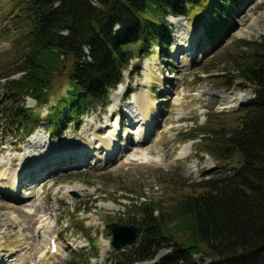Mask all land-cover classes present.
Masks as SVG:
<instances>
[{
  "label": "rangeland",
  "instance_id": "374dc122",
  "mask_svg": "<svg viewBox=\"0 0 264 264\" xmlns=\"http://www.w3.org/2000/svg\"><path fill=\"white\" fill-rule=\"evenodd\" d=\"M239 2L242 5L230 19L233 29L216 46L205 39L195 15L168 16L173 41L167 46L168 55L162 57L155 50L143 58L140 72L129 77L127 74L106 106L85 116L77 130L63 129L61 137L55 139L48 135V124L44 123L48 120L44 119L32 137L18 143L17 138L8 136L6 122L0 121V163L5 159V165H9L0 164V175L4 168L8 170L2 182L20 169L19 155L31 157L33 152L32 160L53 152L65 155V161L51 165L53 162L52 167L41 162L29 165V176L40 175L30 190L0 188V253L9 260L5 264H41L43 246L36 231L42 216L48 218L49 237L60 247V264H124L111 246L105 252V245L112 240L107 224L134 216L128 215L134 205L158 203L166 208L184 194H198L194 186L216 175L219 163L202 153L200 139H190V134L236 125L233 112L254 97L249 87L231 79L229 67L246 55L241 42H255L264 35V0ZM18 4L20 0H0V68L10 66L18 57L14 53L18 39L13 31ZM115 30L119 32V28ZM199 40L201 50H197ZM62 61L65 71L57 75L62 77L49 92V104L38 107L35 100L26 99V107L41 118L49 114L51 107L66 101L71 90L65 79L71 62ZM16 77L19 75L12 78ZM5 81L0 80V85ZM120 92L125 96L115 104ZM142 96L151 105L154 117L148 128L152 126L155 131L137 144L135 126L129 124L125 113L128 107H136L133 103ZM136 123L138 128L147 129L143 122ZM114 129L120 147L117 144L114 158L107 161L109 151L104 150L105 146L101 148L99 139ZM36 137L38 143L32 146ZM188 143H192L188 157L178 159V151ZM74 154L85 156L81 160L86 163L76 165L75 161L67 166ZM224 165L229 166V161ZM65 189L71 191L68 196L64 195ZM170 252L171 245H164L153 260L135 264H156ZM194 259L197 264L211 262L205 256Z\"/></svg>",
  "mask_w": 264,
  "mask_h": 264
},
{
  "label": "trees",
  "instance_id": "16d2710c",
  "mask_svg": "<svg viewBox=\"0 0 264 264\" xmlns=\"http://www.w3.org/2000/svg\"><path fill=\"white\" fill-rule=\"evenodd\" d=\"M20 2L13 24L18 57L0 68V80H6L0 85V121L18 143L44 119L57 139L63 129H76L85 113L106 106L126 71L139 72L154 49L167 56L168 16L200 18L216 45L231 32L230 18L241 5L239 0ZM241 46L246 55L231 63V79L252 89L254 98L233 112L236 125L190 134L221 167L194 186L198 194H184L166 208L132 206L128 215L134 216L118 223L138 226L140 235L117 253L124 264L153 260L167 244L171 252L156 264H197L195 256L208 257L210 264H264V35ZM62 58L71 62L65 76L71 90L41 118L26 107V99L38 107L49 104V92L62 77L57 75L65 71Z\"/></svg>",
  "mask_w": 264,
  "mask_h": 264
},
{
  "label": "bare ground",
  "instance_id": "6f19581e",
  "mask_svg": "<svg viewBox=\"0 0 264 264\" xmlns=\"http://www.w3.org/2000/svg\"><path fill=\"white\" fill-rule=\"evenodd\" d=\"M148 77V76H147ZM151 78L149 77V80ZM118 96V98L116 99V97ZM122 96H124L122 94V92L118 93L115 97V104H118V102H120V98H122ZM237 99V98H236ZM230 102V101H229ZM132 102H130L129 105H132L131 104ZM231 103V102H230ZM133 104H137L136 107H128V109L126 110V117L129 118L131 121L133 122V124L135 125V123L139 120V122H143L147 129L144 130V129H140L139 130V135H138V138L141 140L140 142H144L145 139L149 138L150 135H152L155 131H153V128L152 126L150 128H148V124H150V120H151V117H152V114H151V109L150 106L148 105V102L146 100V97L142 96L141 98H136L135 102ZM235 104V103H234ZM123 112V110H122ZM115 113V111L112 112V115ZM135 117H137L136 120ZM154 117H152L153 119ZM152 122V121H151ZM109 126V125H108ZM141 127V126H140ZM137 128V125L135 126V129ZM116 130L114 129L113 131H109V134L107 135H104V137L100 138L99 139V142H102L100 143L99 145H101V148H104V150L106 151H109L108 154H106V158H107V161L111 160L114 158V154L117 152V142H115L116 140ZM136 142H138V140H136ZM37 137L34 139V142L32 143V146H36L37 145ZM191 145L192 143H188V144H185L184 146H182L180 148V150L178 151V159H183V158H186L188 157L189 155V151L191 149ZM38 146L36 147V150H37ZM70 147H67V150H69ZM72 149V148H71ZM70 149V150H71ZM126 149V148H125ZM124 149V150H125ZM74 152V151H73ZM125 152V151H124ZM66 153V152H65ZM35 153L31 152V157H34ZM37 155V154H36ZM47 155V156H46ZM45 155V157H41L40 159H35L37 160V162H35L34 160L30 159V155L29 154H22V155H19V159L21 162H20V169L16 172H13L11 174V177H8V181H5L2 182L3 180V177L5 176L6 177V174L8 172L7 169H3L4 172H2V174L0 175V188L4 189V187H7L9 188L10 186H13L11 191H13L14 189L16 188H19V189H22V188H26L28 187L27 189L30 190L31 188L34 187V183H37V180H39L38 178L40 177V175H37V176H29L28 174V166L31 165V164H38V162H41L43 164H46L47 166L49 165V167H52L51 165H57V163L60 162V160L62 159L63 161L64 158H65V155L63 156L61 152H53V153H47ZM75 156H72L70 157L67 161V166H72L70 165V162H75V161H78L76 165H82L80 163V161H84V160H81V159H84L85 156H83L82 154L80 155H77V154H74ZM44 156V155H43ZM55 156V157H53ZM57 156V158H56ZM77 157H80L79 159H77ZM105 158V159H106ZM86 160V159H85ZM47 161H49L47 163ZM55 162L54 164H51ZM66 163V162H65ZM84 163H86L84 161ZM0 164L2 165H5L6 164V160L4 159ZM51 164V165H50ZM13 164L11 163V166ZM60 165V164H58ZM5 166H9L8 164L5 165ZM31 177V180H29L27 177ZM69 192H71L70 190L68 189H65L64 190V195L65 196H68V194H70ZM36 193V191L32 192L30 195H34ZM29 195V194H28ZM29 195V196H30ZM146 196V194H145ZM49 230H50V226H49V223H48V218L45 216H42L40 218V224H39V228L37 229V233H38V237H39V240L41 242V246H43L42 248V252L40 254V258H41V264H59L60 261L58 260V257H60L59 255H61V250H60V247L57 245V243H55L56 245V249H57V252L56 253H53L52 251V248L54 246L51 245V237H49ZM56 242V241H54ZM104 244L107 243V241H103ZM107 248L105 249V252L107 250H109V247H110V242H108L107 245H105ZM60 250V251H59ZM5 262H9V260L6 259L5 255L3 256L1 253H0V264H5Z\"/></svg>",
  "mask_w": 264,
  "mask_h": 264
},
{
  "label": "water",
  "instance_id": "95a60500",
  "mask_svg": "<svg viewBox=\"0 0 264 264\" xmlns=\"http://www.w3.org/2000/svg\"><path fill=\"white\" fill-rule=\"evenodd\" d=\"M106 228L112 234L111 245L116 250L134 245L139 237V229L136 225L128 226L111 223Z\"/></svg>",
  "mask_w": 264,
  "mask_h": 264
}]
</instances>
